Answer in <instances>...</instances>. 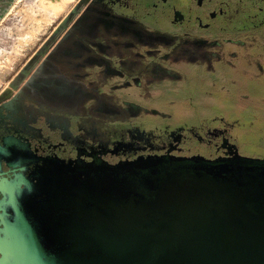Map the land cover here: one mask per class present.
I'll return each mask as SVG.
<instances>
[{"label": "flooded vegetation", "instance_id": "obj_1", "mask_svg": "<svg viewBox=\"0 0 264 264\" xmlns=\"http://www.w3.org/2000/svg\"><path fill=\"white\" fill-rule=\"evenodd\" d=\"M250 35L257 41L244 49ZM47 38L36 66L0 88L11 90L0 107L2 264L29 250L48 264L91 254L70 233L84 230L77 216L93 209V164L238 151L203 142L186 123L168 128L174 119L159 116L168 107L152 100L192 70L234 67L241 49L262 74L264 0H73Z\"/></svg>", "mask_w": 264, "mask_h": 264}, {"label": "water", "instance_id": "obj_2", "mask_svg": "<svg viewBox=\"0 0 264 264\" xmlns=\"http://www.w3.org/2000/svg\"><path fill=\"white\" fill-rule=\"evenodd\" d=\"M233 153L93 164L94 206L70 233L91 254L60 264H264V156ZM13 264L48 263L29 250Z\"/></svg>", "mask_w": 264, "mask_h": 264}, {"label": "rangeland", "instance_id": "obj_3", "mask_svg": "<svg viewBox=\"0 0 264 264\" xmlns=\"http://www.w3.org/2000/svg\"><path fill=\"white\" fill-rule=\"evenodd\" d=\"M72 1L69 0L63 9L52 11L47 0H0V88L21 77L27 65L36 66L40 59H37L39 45L51 36L53 25L67 12ZM255 41L257 37L250 35L240 43L247 49ZM257 44L264 50L263 43ZM244 49L240 50L234 67L217 63L215 72L195 69L192 79L158 88L159 97L152 103L168 107L166 113L159 114L162 119H174L166 122L168 128L186 123L190 135L203 142L212 139L222 147L227 145L233 149L236 146L241 155L264 156V72L253 74L254 63L245 58ZM258 66L262 69L259 63ZM170 100L173 105L169 107ZM125 111L129 114L139 112L132 106ZM245 134H256L260 146L253 148ZM201 150L204 152V148Z\"/></svg>", "mask_w": 264, "mask_h": 264}, {"label": "bare ground", "instance_id": "obj_4", "mask_svg": "<svg viewBox=\"0 0 264 264\" xmlns=\"http://www.w3.org/2000/svg\"><path fill=\"white\" fill-rule=\"evenodd\" d=\"M68 1L69 0H47L48 4L52 8V11L54 9L56 10V8L59 9V8L64 7L66 4H68ZM62 9H60V10H62ZM54 12H57V11H54ZM0 65H2V64H0Z\"/></svg>", "mask_w": 264, "mask_h": 264}, {"label": "trees", "instance_id": "obj_5", "mask_svg": "<svg viewBox=\"0 0 264 264\" xmlns=\"http://www.w3.org/2000/svg\"><path fill=\"white\" fill-rule=\"evenodd\" d=\"M244 120L248 121V119H244ZM246 136H249V138L246 141L250 142V144L253 145V148H258L260 146V141L256 137V134H253V135L245 134V137ZM244 143H246V142H244ZM254 151L255 150L250 149V152L255 153Z\"/></svg>", "mask_w": 264, "mask_h": 264}]
</instances>
